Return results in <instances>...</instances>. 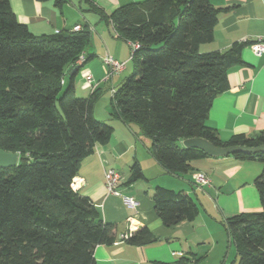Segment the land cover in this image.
Instances as JSON below:
<instances>
[{
  "label": "trees",
  "instance_id": "16d2710c",
  "mask_svg": "<svg viewBox=\"0 0 264 264\" xmlns=\"http://www.w3.org/2000/svg\"><path fill=\"white\" fill-rule=\"evenodd\" d=\"M219 11L211 0H145L110 14L119 36L138 45H131L133 72L115 87L110 115L138 124L151 140L154 157L175 175L210 156L186 147L185 139L264 145V128L253 136L223 139L208 122L214 99L229 88L230 70L243 63V49L253 42L202 51L201 45L213 40ZM91 40L88 26L38 36L19 21L12 0H0V149L19 155L16 166L0 168V264H96V246L118 238L117 223L106 221L72 184L81 161L97 144L108 143L115 130L94 111V97L105 82L89 98L77 92L75 78L94 55L86 53ZM81 54L85 61L80 65ZM232 155L262 163L255 179L261 209L233 215L225 227L237 249V264H264V151ZM131 170V181L144 178L139 162ZM152 198L166 226L199 214L184 190L159 185ZM158 240L143 226L125 241L145 246Z\"/></svg>",
  "mask_w": 264,
  "mask_h": 264
},
{
  "label": "crops",
  "instance_id": "0c3cea01",
  "mask_svg": "<svg viewBox=\"0 0 264 264\" xmlns=\"http://www.w3.org/2000/svg\"><path fill=\"white\" fill-rule=\"evenodd\" d=\"M142 1L145 0H67L57 4L53 0H12V8L19 21L38 36L66 32L76 25L88 26L92 40L86 53L96 55L97 47L105 46L103 57L110 54L118 61H126L130 58L131 43L119 36L110 14L122 5ZM211 2L220 8L219 20L213 40L201 45L202 51H226L236 42L264 35V0ZM242 58L243 63L228 74V90L216 96L209 111L208 122L223 139L233 134L253 136L264 128V59L255 55L250 45L243 49ZM88 65L75 78L78 93L93 92L84 77L87 71L94 73L97 80L102 76V72L95 73L94 67ZM127 69L114 75L111 81L117 75L123 77ZM94 111L97 117L96 108ZM109 114L108 118L99 119H112L114 134L108 143L97 144L94 152L81 161L73 187L90 197L106 221L117 223V236L131 227L137 230L147 226L159 240L145 246L127 241L99 244L94 250L96 264H237V249L225 223L233 215L261 209L255 179L263 170L262 163L239 161L232 154L208 156L194 160L188 173L175 175L154 157L151 143L142 137L138 124ZM136 161L144 178L131 181V168ZM107 168L121 173V192L136 198L135 207L108 193ZM199 171L209 176L210 185L195 183L194 175ZM159 185L186 191L199 207L198 216L172 226L164 225L152 198Z\"/></svg>",
  "mask_w": 264,
  "mask_h": 264
},
{
  "label": "built area",
  "instance_id": "2783aa9c",
  "mask_svg": "<svg viewBox=\"0 0 264 264\" xmlns=\"http://www.w3.org/2000/svg\"><path fill=\"white\" fill-rule=\"evenodd\" d=\"M81 28L82 25H76L74 27V30H80ZM131 45H133L134 48L138 47V45L135 43ZM250 47L255 55H257L258 57H262L264 59V35L257 36L250 44ZM132 57H133L132 50H131L130 58L126 61H118L112 55L106 54L103 58V61L105 63L104 78L100 80H96L93 73L91 71H87L84 75L87 84L94 90L100 83L111 80L114 75L124 71L128 61L132 59ZM84 61H85V56L81 55L77 60V64L81 65L84 63ZM111 91H112V95L116 92L115 88H112ZM194 177H195L194 181L196 184L200 186L210 185V178L207 174L199 171L195 173ZM121 181H122V175L118 170L114 168H107L105 170V184L108 193L122 197L124 203H126L128 206L135 207L138 204V201L136 200L135 197L126 196L122 194L120 189ZM134 230L135 229L131 227L127 232L119 234L115 243L125 241L129 237V234H131V232H133Z\"/></svg>",
  "mask_w": 264,
  "mask_h": 264
},
{
  "label": "rangeland",
  "instance_id": "374dc122",
  "mask_svg": "<svg viewBox=\"0 0 264 264\" xmlns=\"http://www.w3.org/2000/svg\"><path fill=\"white\" fill-rule=\"evenodd\" d=\"M96 46H98V45H96ZM104 48H106V47L104 46ZM104 48L97 47V49L99 51L96 53V55H94V57H91L89 59V61L86 65H84L80 68L79 75L81 74L82 71H84V69L87 67V65L90 64L88 66L94 67L95 73L96 72H98V73L102 72V76H100V78H98V79L100 80V79L104 78V76H103L104 75V73H103L104 64H105L103 61V58H104L103 55L105 54V51H103ZM91 50H94V48H91ZM129 52L131 54V47H130V50L128 49V53ZM88 55H90V54H88ZM126 68H128V69H127L126 74L123 77L120 78L117 75L114 77L113 81L110 80V81L103 83L101 85L100 89L98 90L97 95L94 97V104H95V108H96L98 118H103L104 116L106 118L109 117L108 113H110V107L115 105V100L112 98L111 89L120 86L126 80V78L133 72V62L131 59L128 61ZM79 75H78V77H79ZM93 75H94V73H93ZM66 80H68V77H66ZM81 94H83V95H81ZM78 95L82 96V97H88L89 98L92 95V90L91 91L89 90L85 93L84 92L78 93ZM110 117H111V115H110ZM111 121L113 122L112 119H110L108 122L111 123ZM142 137L151 143V140L149 138L145 137L143 134H142Z\"/></svg>",
  "mask_w": 264,
  "mask_h": 264
},
{
  "label": "water",
  "instance_id": "95a60500",
  "mask_svg": "<svg viewBox=\"0 0 264 264\" xmlns=\"http://www.w3.org/2000/svg\"><path fill=\"white\" fill-rule=\"evenodd\" d=\"M79 65L75 70L79 69ZM186 147H195L205 151L210 156H226L235 152H257L264 151V145L249 147L245 145L217 146L209 140L201 137L188 138L183 141ZM19 155L17 152L0 149V168L13 167L18 164Z\"/></svg>",
  "mask_w": 264,
  "mask_h": 264
}]
</instances>
